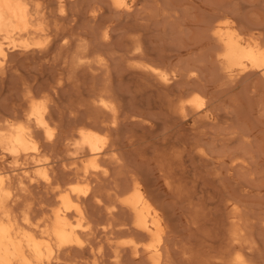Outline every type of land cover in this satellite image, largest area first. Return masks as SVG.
<instances>
[{"label":"rangeland","instance_id":"1","mask_svg":"<svg viewBox=\"0 0 264 264\" xmlns=\"http://www.w3.org/2000/svg\"><path fill=\"white\" fill-rule=\"evenodd\" d=\"M42 1L50 6V11L57 7V0ZM52 1L56 6L52 7ZM108 1L64 0L70 19L59 25L61 28L67 26L64 27L71 35L67 34V37L72 48L84 46V43L88 51L84 59L87 57L89 65H85L81 73L74 75L71 71H60L68 54L56 49L59 43L54 45L52 37V43H48V39L51 41L49 36L46 41H43L45 37H39L43 45H31L33 57H19L21 47L9 52L12 55H8V67H5L6 75L3 76L7 83L0 82V122L2 119V124L14 120L13 123L19 121L15 124L18 125L22 119L24 123L22 115H26L33 104H40L41 111H46L50 122L55 121V124L51 126L53 139L47 138L43 132L50 141L36 130L40 137L37 140L35 135L39 149L42 145V156L37 157V161L42 159L43 164L35 160L31 166L26 163L29 159L25 161L24 158L19 161L21 164H16L9 154L5 153L6 157L1 152L4 150L0 147V155L5 157L0 162L1 167L8 175V183H12H9L11 188L7 183L12 195L9 194L10 199L3 197L4 200L8 198L9 206L4 203L7 210L3 208L2 215L5 218L7 213L4 212L10 209L8 215L14 217H7L16 220L17 227L20 222V228L28 229L26 223H31L30 220L32 225L28 224L31 225L29 228H35L38 222V226L45 225L50 214L61 208L60 196L72 188L71 194L77 191L76 195L73 194L75 197L72 195L73 200L77 199L76 203L85 210V220H71L83 242L79 239V244L59 247L52 241L56 250L50 264H236L235 261L237 264H264V82L260 86L262 79L259 75L247 78L248 72L239 74L235 80H228L219 68L216 59L219 47L210 30L214 23L220 26L231 23L238 32L258 36L264 43V0H123L130 8L119 9L111 8ZM76 35L82 38L79 44L76 43L79 46L75 45L78 42ZM18 39L16 44H22ZM23 42L33 43L30 39ZM45 45H49L46 49L51 52L43 56L40 51L45 50L42 49ZM37 48L39 55L36 54ZM93 48H97L96 52L91 50ZM89 66L96 72H89ZM148 68L163 70L162 73L172 79H169L168 88L147 75L145 69ZM63 77L66 81L73 77L78 80L73 78L67 83ZM27 80L29 84L25 85ZM55 80L60 81V86L54 83ZM29 81L33 82L30 84ZM91 83L96 87L93 88ZM106 83L110 89H106L107 93L102 89L103 92L112 94L114 89L116 95L113 92L108 96L102 92V99H97ZM103 95L106 101H103ZM194 96L200 98L199 107L189 104V99ZM95 98L100 100L103 110L106 108L107 111L108 106L115 109L104 112L98 102L93 101ZM182 99L185 104L188 101L186 117L179 109ZM47 112L53 116L51 119ZM80 129H91L101 136L99 146L102 145L103 151L100 150L102 155H97L96 160L100 161L96 164V160L93 164L89 161L91 157L94 159L89 151L85 155L88 148L85 150L83 143H79L82 138L78 141L82 137ZM78 144H81L80 151L84 148V153L77 150ZM45 164L46 177L52 179L49 180L52 186L44 182L45 176H40L43 173L35 175L36 181L25 176V169L34 173L39 165ZM19 166L26 167H21V171ZM135 185L149 200L151 213L156 210L153 215L158 214L161 219L163 230L158 238L142 234L135 226L134 212L124 205ZM230 236L236 239L241 236V243L237 246L235 242L238 240H231Z\"/></svg>","mask_w":264,"mask_h":264},{"label":"bare ground","instance_id":"2","mask_svg":"<svg viewBox=\"0 0 264 264\" xmlns=\"http://www.w3.org/2000/svg\"><path fill=\"white\" fill-rule=\"evenodd\" d=\"M42 0H0V75H1V79H0V82H2L1 84H3L4 82V75H6L5 73V67H8L6 65H8L7 63V60H8V57L11 56L9 55V52L10 50H16V48H19L20 47L22 49V51L19 50V53H18V56H22L23 58L25 59H28V57L32 54H34L32 52V48H31V45L33 46H39L40 44L43 45V42L40 43L39 42V37H45L43 39V41H46V38L48 39V36L51 38H53V44L55 45L59 43V45L56 47V49H58L61 53H67L66 55L68 56V59L67 60H63L62 59V62L64 61V66H62L60 68V71L63 73V72H67V71H71L72 74L76 75L78 72L80 71H84V69L86 68L88 64V59L87 57L84 59V57L87 55L88 51H87V47H84L86 46L84 43L83 45L84 46H81V47H84V48H81V47H73V45H70V40L68 39L67 37V34L65 29L66 27H63L61 28V26L59 25V23H61L62 21H66L68 19H70L69 17H67V14H66V4L64 2V0H57V7H54L56 9H52L51 11L48 10L50 8L46 6L45 2H41ZM85 0H83L84 2ZM110 1V4H111V8H115V9H119V8H130L128 5L125 4V2L123 0H109ZM109 1L107 3H109ZM55 2V1H54ZM88 2V1H86ZM175 2V1H174ZM53 3V1L51 2ZM71 3V2H70ZM69 3V4H70ZM75 3V2H74ZM74 3H71V4H74ZM98 3V2H96ZM102 3V2H101ZM68 4V5H69ZM53 5H55V3L52 4V7ZM85 5H88V4H85ZM56 6V5H55ZM91 6V5H90ZM96 5H94L95 7ZM105 6V5H104ZM89 7V6H88ZM97 8V6H96ZM95 8V9H96ZM102 8V7H101ZM133 8V7H131ZM98 9H99V6H98ZM114 9V10H115ZM124 10V9H123ZM90 11H91V8H90ZM94 11V10H93ZM117 11V10H115ZM225 11V10H224ZM118 12V11H117ZM103 13V12H101ZM75 14V13H73ZM134 14V13H133ZM144 14V13H143ZM72 15V14H71ZM78 15V14H77ZM91 15V14H90ZM89 15V16H90ZM98 15V14H97ZM115 15V14H114ZM219 15V14H218ZM119 16V15H118ZM232 16V15H231ZM74 17V16H73ZM77 17V16H75ZM93 17V16H92ZM101 17V16H100ZM140 17V16H138ZM221 18V17H220ZM72 19V18H71ZM75 20V18H73ZM180 19V18H179ZM218 20V19H217ZM234 20V19H233ZM138 21V20H137ZM179 22V21H178ZM206 22V21H205ZM215 22V20H214ZM217 22V21H216ZM63 23V22H62ZM65 23V22H64ZM67 23V21H66ZM102 23V22H101ZM101 23H98L99 25ZM97 24V26H98ZM149 24V23H148ZM216 23H214V25H212L210 27V30L212 31V36L214 41L216 40L217 42V46L219 47V50H218V57L216 55V59L218 60L219 64H220V67L221 70L224 72L223 75H225L227 77L228 80H235V78H237V76H240L239 74L241 73H249V76L247 75V78H251L250 76H255V75H259V77L262 79V81H260V86L262 85L263 86V83L261 82H264V43H263V40H260L259 38H257L255 35H249L247 33L248 36H254V37H248L246 35V33H242L241 32H238L235 28H234V24L231 25L230 24H221L220 25H215ZM52 25H54V28H52ZM60 26V27H59ZM69 26V25H68ZM81 27V26H80ZM102 27V25H101ZM237 27V26H236ZM240 27V26H239ZM72 28V27H71ZM104 28V27H103ZM113 28V27H112ZM75 29V28H74ZM106 29V28H105ZM260 29V28H259ZM67 30V29H66ZM100 30V29H99ZM98 30V31H99ZM104 30V29H103ZM71 31V29H70ZM76 30H73V32H75ZM102 32V31H100ZM150 32V31H149ZM251 32V31H249ZM71 33V32H70ZM76 33H79V32H76ZM91 33V32H90ZM104 33V32H103ZM108 33V32H107ZM73 34V33H72ZM83 34V33H82ZM98 34V32H97ZM246 36H245V35ZM69 35V34H68ZM74 35V34H73ZM81 35V33H80ZM132 35V34H131ZM261 35V34H260ZM264 35V34H263ZM71 36V35H69ZM78 37L77 41L78 42H75V45L79 46V39L81 40L82 38H80V36H77ZM85 36H83L84 38ZM100 37V36H98ZM106 37V35H105ZM256 37V38H255ZM264 37V36H263ZM19 38V39H18ZM52 38L50 39L51 41L49 42V39L47 40L48 43H52ZM86 38V37H85ZM84 38V40H85ZM104 38V37H103ZM262 38V37H261ZM17 39L18 41L19 40H22L20 41V43L22 44H16L17 42ZM31 40L33 41V43L31 42V44H29L28 41L27 43L26 42H23L25 40ZM41 39V40H42ZM70 39H73L72 37ZM100 39V38H99ZM101 39H102V36H101ZM263 39V38H262ZM137 40V39H135ZM133 40V41H135ZM139 40V39H138ZM137 40V41H138ZM74 41V39L72 40ZM76 41V40H75ZM83 41V40H82ZM89 41V40H88ZM140 41V40H139ZM81 42V41H80ZM136 42V41H135ZM142 42V40H141ZM202 42V41H201ZM47 43V44H48ZM78 43V44H76ZM153 43V42H152ZM87 44V43H86ZM91 44V43H90ZM106 44V43H105ZM142 44V43H141ZM148 44V43H147ZM41 45V46H42ZM50 45V44H49ZM49 45H45L43 46L44 48L42 49H45L43 51H40L43 53V56L45 55H49L51 50L50 49H46L47 46ZM82 45V44H81ZM92 45V44H91ZM99 44H97L96 46H98ZM117 45V44H116ZM215 45V44H214ZM88 46V45H87ZM93 46V45H92ZM53 47V46H52ZM51 47V49H52ZM90 48V46H88ZM217 47V48H218ZM36 48V47H34ZM54 48V47H53ZM86 48V49H85ZM88 48V50H89ZM101 48V47H100ZM120 48V47H119ZM138 48V47H137ZM151 48V47H150ZM131 49V48H130ZM129 49V50H130ZM134 49V48H133ZM39 48H37V51H36V54L39 53ZM41 50V48H40ZM91 50H94L91 49ZM97 50V48H96ZM96 50H94L96 52ZM34 51V50H33ZM56 51V50H55ZM122 51V50H121ZM136 51V50H135ZM142 51V50H141ZM156 51V50H154ZM38 52V53H37ZM90 52V50H89ZM98 52V51H97ZM102 52V51H100ZM132 52V51H131ZM138 52V51H137ZM140 52V51H139ZM11 53V52H10ZM92 52H90L91 54ZM99 53V52H98ZM134 53V52H133ZM142 52H140L141 54ZM41 54V53H40ZM54 54V52H53ZM65 54L62 56L64 57ZM89 54V55H90ZM96 54V53H95ZM129 54V52H128ZM139 54V53H138ZM9 55V56H8ZM31 55V56H32ZM39 55V54H38ZM37 55V56H38ZM42 55V54H41ZM56 55H59L60 57V54H58V52H56ZM98 56V55H97ZM205 56V55H204ZM33 57V56H32ZM36 57V56H34ZM57 57V56H55ZM58 57V58H59ZM53 58V57H52ZM67 58V57H66ZM88 58H90V56H88ZM30 59V58H29ZM37 59V58H36ZM35 59V60H36ZM57 58H53V60ZM61 59V57H60ZM59 59V60H60ZM65 59V57H64ZM83 59L87 62L84 63ZM87 59V60H86ZM91 59V58H90ZM21 60V59H20ZM42 60H45L44 58ZM97 60H100V59H96ZM128 60V59H126ZM26 61V60H25ZM90 61V60H89ZM129 61V60H128ZM137 61V60H136ZM54 62V61H53ZM61 62V63H62ZM92 62V61H91ZM112 62V61H111ZM180 62V61H179ZM217 62V61H216ZM93 63V62H92ZM101 63V62H100ZM127 63V62H126ZM132 63V62H131ZM19 64V63H18ZM62 64V65H63ZM86 65V66H85ZM91 65V63H90ZM111 65V64H110ZM129 65V63H128ZM97 66V65H96ZM139 66V65H138ZM147 66V65H146ZM145 66V68H146ZM94 67V65H93ZM136 67V66H135ZM141 67V66H140ZM149 67V66H148ZM154 67V66H153ZM12 68V67H11ZM88 68V67H87ZM132 68V67H131ZM183 68V67H182ZM26 69V68H25ZM89 69H91L89 72H93L95 70H93V68H90L89 66ZM88 69V70H89ZM116 69V68H115ZM129 69V68H128ZM127 69V70H128ZM146 72H147V75L150 74L151 76H153L156 80L160 81L164 88H168V84L170 85L172 79L171 78H167L165 74H163V70H158V69H145ZM7 71V70H6ZM168 71V70H167ZM13 72V71H12ZM96 72V71H95ZM94 72V74H96ZM112 72V71H111ZM14 73H16L14 71ZM40 73V72H39ZM58 73V71H57ZM81 73V72H80ZM145 73V71H144ZM165 73V72H164ZM61 74V73H60ZM58 74V75H60ZM63 75V74H62ZM62 75L61 77H59L58 79L61 81V78H62ZM65 75V74H64ZM73 75V76H74ZM79 75V74H78ZM149 75V76H150ZM168 77H169V74H167ZM23 76V75H22ZM81 76V75H80ZM91 76L93 77V73H91ZM97 76V75H96ZM102 76V75H101ZM123 76V75H122ZM45 77V76H44ZM76 77V76H75ZM75 77H73L75 79ZM84 77V76H83ZM89 77V76H88ZM193 77V76H192ZM66 81V78L63 77ZM68 78V77H67ZM67 79L70 81L74 80V79ZM95 78V76H94ZM112 78V77H111ZM124 78V77H123ZM220 78V77H219ZM56 79V78H54ZM102 79V78H101ZM109 79V77H108ZM171 79V80H169ZM195 79V78H194ZM226 79V78H225ZM250 79V80H251ZM78 80L77 78L75 79V81ZM94 80V79H93ZM107 80V78H106ZM227 80V81H228ZM244 80V79H243ZM249 80V79H248ZM36 80H34L35 82ZM60 81H56L54 83L58 84ZM63 81V79H62ZM69 81H66L67 83ZM193 81V80H192ZM196 81V80H195ZM247 81V80H246ZM6 82V81H5ZM4 82V83H5ZM25 85L29 84L27 83V81H25ZM30 82V81H29ZM33 82V81H31ZM30 82V84H31ZM38 82V81H37ZM36 82V83H37ZM52 82V83H53ZM74 82V81H73ZM103 82V81H102ZM159 82V83H160ZM250 82V81H249ZM247 82V83H249ZM254 82V80H253ZM7 83V82H6ZM62 83V82H61ZM75 83V82H74ZM73 83V84H74ZM219 83V82H218ZM236 83V82H235ZM246 83V82H245ZM251 83V82H250ZM23 84V82H22ZM35 84V83H34ZM42 84V83H41ZM77 84V83H75ZM93 84V83H91ZM95 84V83H94ZM93 84V85H94ZM37 85V84H35ZM59 85V84H58ZM92 85V86H93ZM100 85V84H99ZM112 85V84H111ZM110 85V86H111ZM257 85V84H256ZM22 86V85H21ZM24 86V85H23ZM60 86V85H59ZM78 86V84L76 85ZM91 86V88H92ZM104 86V84H103ZM101 86V87H103ZM25 87V86H24ZM96 85H94L93 88H95ZM36 88V86H35ZM38 88V87H37ZM44 88V87H43ZM34 89V88H33ZM74 89V88H73ZM106 92V89H110L109 86H107V83L106 85L101 88V95L97 96V99L98 97H101L102 96V92L103 90ZM29 90V89H28ZM167 90V89H166ZM25 91H27L25 89ZM42 91H45V90H42ZM96 91V90H95ZM97 91H99V89L97 88ZM99 91V92H100ZM116 91V90H115ZM114 89H113V92L115 93ZM175 91V90H174ZM32 91H30L31 93ZM105 92H103L105 95H112L111 92L110 94H106ZM109 92V91H108ZM117 92V91H116ZM33 93V92H32ZM43 93V92H42ZM27 94H29L27 92ZM199 94V93H198ZM39 95V94H38ZM42 95V94H41ZM76 95V94H75ZM88 95V94H86ZM116 95V93H115ZM184 95V94H183ZM45 96V94L43 95ZM114 96V95H113ZM168 96V95H167ZM201 96V95H200ZM29 97V95L27 96V98ZM46 97V96H45ZM85 97V96H84ZM103 101L105 100L106 101V96L103 95ZM202 97V96H201ZM261 97V96H260ZM42 99V98H41ZM45 99V98H44ZM75 99V98H74ZM97 99L95 98V100H93L94 102H98L100 100L97 101ZM102 99V97H101ZM109 99V98H108ZM28 100V99H27ZM33 100V99H32ZM37 100V99H36ZM108 101V100H107ZM163 101V100H162ZM183 102H181V106L179 107L180 109V113L186 117V115H188V113H186L188 110L187 105L184 103V99H182ZM35 102V101H34ZM83 102V101H82ZM28 103V102H27ZM109 104V102H107ZM111 103V102H110ZM200 103V98L198 96H194L192 97L191 99H189V104L191 106H194V107H199ZM31 104V103H30ZM99 104V102H98ZM95 105V106H99V105ZM201 104V103H200ZM203 104V103H202ZM29 105V104H28ZM32 105V104H31ZM40 105V104H39ZM39 105H34L31 107L28 108L30 109L28 113H26V115H22L24 116V123H22V119L20 120V124L18 125H15L17 124V122L19 121H15L16 123H13V121H11V123L9 122H6V123H1L0 122V147L4 150V151H1V152H4L9 154L10 157L13 158V160L15 161L16 164L20 163L19 161L23 158L24 160L26 159H29L32 158L34 160L31 159L30 162H28L29 160H27L26 163H32V161L35 162V160L37 161V157H40L42 156L41 153H40V149L42 148V145L41 148L39 149L38 147V143L36 142V139H35V135H37L36 133V130L38 133H41L40 136H42V134H46L47 138H51L52 137V131H51V126H53L55 124V121H51L48 119V116H46V111L45 113L41 111V108H39ZM103 105V104H102ZM106 105V104H105ZM110 105V104H109ZM117 105V104H116ZM165 105V104H164ZM44 105H42L43 107ZM82 106V105H81ZM94 106V107H95ZM101 106V105H100ZM115 106V105H114ZM45 107V106H44ZM96 107V108H97ZM104 107V106H103ZM102 109V106L99 107ZM109 108V109H108ZM44 108H42L43 110ZM63 109V108H62ZM98 109V108H97ZM107 111H109L110 113V110L113 112L112 109H110V106L107 107ZM202 109V108H201ZM106 110V108H105ZM103 110L104 112H107ZM87 111V110H86ZM91 111V110H90ZM190 111V110H189ZM26 112V111H25ZM170 112V111H169ZM207 112V111H206ZM24 113V112H23ZM108 113V112H107ZM197 113V112H196ZM48 114V112H47ZM6 115V114H5ZM21 115V114H20ZM48 115H51V114H48ZM105 115V114H104ZM192 115V114H191ZM208 115V113H207ZM182 116V118H183ZM199 117V115H197ZM18 117V116H17ZM50 117V116H49ZM53 116L51 115L50 119L52 118ZM93 117V116H92ZM103 117V116H102ZM1 118V117H0ZM55 118V117H54ZM93 119V118H92ZM7 120V119H6ZM101 120V119H100ZM22 121V122H21ZM80 121V120H79ZM93 121V120H92ZM99 121V120H97ZM205 121V120H204ZM5 122V121H3ZM100 123V122H99ZM83 124V123H82ZM72 126V125H71ZM82 127V126H81ZM79 127V128H81ZM87 127V126H86ZM85 126H83L82 128H86ZM54 128V127H53ZM64 128V127H63ZM78 128V129H79ZM82 130V129H80ZM79 130V132H80ZM196 131V130H195ZM44 132V133H43ZM56 133V132H54ZM66 133V132H65ZM198 133V132H197ZM196 133V134H197ZM44 134V136H45ZM67 134V133H66ZM79 133H77V137H80L78 135ZM102 134V133H101ZM56 135V134H53V136ZM80 135H82V137L78 138V141L81 139V141H79V143H83L82 145L85 146V150L86 148H88V150L85 152V150H83L84 146L82 147V151H80L79 149L80 148V145L77 146V150L81 152H85V155L86 154H89V152L92 154L90 156H94V159H92L91 157V160L89 161H92V164H93V161H95L98 157L97 155L100 154V150H102L103 148L101 146H99L100 143V137L98 136L97 132H93L90 130H82V132L80 133ZM43 136V137H44ZM46 136L44 137L46 139ZM66 137V136H65ZM189 137V136H188ZM206 137V136H205ZM38 138L37 140H39V136L37 135ZM54 137H52L53 139ZM62 138V137H60ZM59 138V139H60ZM51 139V140H52ZM177 139V138H176ZM48 141H50L49 139H46ZM103 140V139H102ZM40 142V141H38ZM44 142V140H43ZM53 142V140H52ZM76 142V141H75ZM102 142V141H101ZM104 142V141H103ZM163 142V141H162ZM61 143V142H60ZM78 143V142H77ZM76 143V145H77ZM41 144V143H40ZM50 144V143H49ZM57 144V143H56ZM168 144V143H167ZM105 145V143H103V146ZM157 145V144H156ZM171 145V144H170ZM107 146V145H105ZM109 146V145H108ZM113 146V145H112ZM69 147V146H68ZM79 147V148H78ZM190 147V146H189ZM74 148V147H73ZM105 148V147H104ZM173 148V147H171ZM106 149V148H105ZM104 149V150H105ZM109 149V148H108ZM173 150V149H172ZM176 150V149H175ZM193 150V149H192ZM78 151V152H79ZM89 151V152H88ZM103 151V150H102ZM106 151V150H105ZM104 151V152H105ZM108 151V150H107ZM106 151V152H107ZM196 151V150H195ZM0 152V153H1ZM77 152V153H78ZM105 152V154H107ZM112 152V151H111ZM43 153H45V151H43ZM178 153V152H177ZM4 154L2 156H4ZM79 154V153H78ZM103 154V155H105ZM39 155V156H38ZM76 155V154H75ZM83 155V154H81ZM116 155V154H115ZM205 155V154H204ZM0 155V162H2V158L5 159V157H2ZM6 156V154H5ZM45 156V155H44ZM48 156V155H47ZM79 156V155H78ZM89 156V157H90ZM8 157V156H6ZM100 157V156H99ZM110 157V156H109ZM41 158V157H40ZM44 159V158H43ZM50 159V157H49ZM102 159V157H101ZM25 160V161H26ZM42 160V159H41ZM41 160H39L41 162ZM47 160V159H46ZM110 160V159H109ZM39 161H37L38 163H40ZM88 161V162H89ZM98 161H100L98 159ZM98 161L96 160L95 161V164L98 163ZM6 162V161H4ZM3 162V163H4ZM23 162V161H21ZM33 162V164H34ZM36 162V163H37ZM45 161H43L44 163ZM106 162V161H105ZM24 163V162H23ZM25 163V164H26ZM35 163V164H36ZM37 163V164H38ZM42 162L40 164H43ZM49 163V162H48ZM48 163L46 162V164L48 165ZM76 163V162H75ZM91 162L88 163V165L90 164ZM103 163V162H102ZM21 164V163H20ZM36 164V165H37ZM46 164L42 166V168H39L41 167L39 165L38 169L36 170V172L32 173V171H28V169H25L24 172H26L25 176L27 175L28 176V179H32L34 181H36L37 177L35 178V175H39L41 173H43L42 175L40 176H43L45 178V183H48L49 184V179L48 177H46ZM78 164V163H76ZM108 164V163H107ZM1 163H0V264H50V260H52L53 256V252H54V249L56 250V247L53 248L52 246V241L56 242L58 244L59 247H66V246H72V244H79L80 241V237L81 234H80V237L78 238L79 234H78V231H77V227L72 223L73 221V218H77L78 220H85V217L83 219V216H84V213L83 211H85L83 208L81 209V207L79 206L78 203H76L77 199H75L76 201L73 200V196L75 197L77 191H75V195H73L74 193L71 194V190L72 188L68 191L66 194H64L65 192L64 191H61V192H64L62 196H60L59 198V202H60V207H58V209L56 210L55 209V212L52 214H50V218H47L48 216H46L45 218H47V221H50L48 224L47 221H45V225H40L37 226L34 228H29L31 227L32 225V221L30 220L31 223H26V225L28 226V229L26 227L24 228H20L19 226L21 224H19L17 222V224L19 225L18 227L16 226V220L12 221L10 220L9 218L13 219L12 217L14 216H11L10 217V214L8 215V213L10 212V209H9V212H4L7 213L5 214V218H8L7 216H9L8 219H5L4 216L2 215V212L1 210L3 208H5L8 202V198H9V194L12 195V191L10 193V190L11 189H8V187L10 186L9 182V179H8V175L6 173H4V169H2L1 167ZM28 165V164H26ZM35 165V168L37 167ZM75 165V164H74ZM83 165V164H82ZM91 165V164H90ZM6 166V164H4V167ZM18 167V165H16ZM15 166V167H16ZM32 166V164H31ZM50 166V164H49ZM94 166V165H93ZM97 166V165H96ZM181 166V165H180ZM3 167V168H4ZM20 167V166H19ZM22 168L24 166H21ZM21 167H20V170H21ZM26 167V166H25ZM24 167V168H25ZM29 167V166H28ZM48 167V166H47ZM88 167V166H87ZM98 167V166H97ZM95 167V168H97ZM100 167V165H99ZM102 167V166H101ZM100 167V168H101ZM110 167V166H109ZM50 167H48L47 170H50L49 169ZM79 168V167H78ZM77 168V169H78ZM94 168V167H93ZM99 168V169H100ZM7 169V168H6ZM17 168H14V170H16ZM32 169V167H31ZM52 169V168H51ZM84 169V168H83ZM88 169V168H87ZM3 170V171H2ZM13 170V169H11ZM30 170V168H29ZM79 170V169H78ZM7 171V170H6ZM22 171V170H21ZM53 171V170H52ZM58 171V170H57ZM97 171V170H96ZM15 172V171H14ZM19 172V170L17 171ZM84 172V170H83ZM16 173V172H15ZM56 173V172H55ZM80 173V172H79ZM21 174V173H20ZM18 174V176L20 175ZM51 174V173H50ZM77 174V173H75ZM84 175L86 174L85 172L83 173ZM82 174V175H83ZM81 175V174H80ZM79 175V176H80ZM103 175V174H102ZM22 176L24 177V174H22ZM21 176V177H22ZM26 176V177H27ZM48 176H49V173H48ZM42 177V179H43ZM68 177V176H67ZM82 177V176H81ZM25 178V177H24ZM35 178V179H34ZM41 178V177H40ZM61 178V177H60ZM20 179V178H19ZM17 180V179H15ZM41 180V179H40ZM52 180V179H51ZM12 181V180H11ZM19 181V180H18ZM17 181V182H18ZM22 181V180H21ZM27 181V180H26ZM23 182V181H22ZM21 182V183H22ZM99 182V181H98ZM97 182V183H98ZM7 183L9 184V186L7 187ZM16 183V182H15ZM14 183V184H15ZM25 183V182H23ZM34 183V182H33ZM40 183V182H39ZM60 183V182H59ZM78 183V182H77ZM12 184V183H11ZM27 185V184H25ZM50 185V184H49ZM53 184H51L50 186H52ZM14 186V185H13ZM23 186V185H22ZM37 186V185H36ZM74 186V185H73ZM77 188H78V185H76ZM136 186V185H135ZM138 186V185H137ZM136 186V187H137ZM24 187V186H23ZM79 187H81L79 185ZM130 187V186H129ZM134 187V186H132ZM135 188V190H133L132 194L129 196H127V198L124 200V205L127 206V208L129 207V209L131 211L134 212V220H135V226L138 230L142 231V234H148V236H152V237H156L158 238V236L160 235V231L163 230L161 229V223H160V220L158 218V214L156 215H153L155 214L154 212V209L152 210L153 213H151V207L150 205L148 204L147 200H146V197H144V195L142 194V192L140 191V188L138 189V187ZM11 188V186H10ZM37 188V187H36ZM65 188V187H64ZM82 188V187H81ZM103 188V187H102ZM80 189V188H79ZM14 190V189H13ZM25 190V189H24ZM97 190V189H96ZM32 191V190H31ZM60 191V190H59ZM81 191V190H80ZM99 191V190H98ZM105 191V190H104ZM16 192V191H15ZM60 192V194H61ZM80 193V192H79ZM82 193V192H81ZM83 194L85 195V191H83ZM14 195V194H13ZM17 195V194H16ZM49 195V194H48ZM73 195V196H72ZM80 195V194H79ZM79 195H77L78 199H79ZM96 195V194H95ZM4 196H7L8 198L4 200ZM81 196V195H80ZM152 196V195H151ZM4 197V198H3ZM3 198V199H2ZM82 198V197H80ZM2 199V200H1ZM10 199V198H9ZM234 199V198H233ZM4 200V201H3ZM7 200V202H6ZM14 200V199H13ZM82 200V199H81ZM91 200V199H90ZM2 201H3V204H2ZM79 201V200H78ZM117 201V200H116ZM149 201V200H148ZM16 202V201H15ZM83 202V200H82ZM81 202V203H82ZM151 202V201H150ZM149 202V203H150ZM4 203H6V205H4ZM46 203V202H45ZM123 203V202H122ZM10 204V203H9ZM12 204V203H11ZM109 204V203H108ZM4 205V207H3ZM9 206V205H8ZM59 206V204H58ZM82 206V205H81ZM84 206V205H83ZM110 206V205H109ZM112 206V205H111ZM9 208V207H8ZM27 208V207H26ZM232 208V207H231ZM229 208V209H231ZM86 209V208H85ZM123 209V208H122ZM5 210H7L5 208ZM13 210V209H11ZM125 210V209H124ZM14 211V210H13ZM36 212V211H35ZM48 212V211H47ZM49 212V213H50ZM13 213V212H12ZM86 214V213H85ZM2 215V216H1ZM12 215V214H11ZM16 215H18L16 213ZM38 215V214H37ZM48 215V214H47ZM124 215V214H123ZM153 215V216H152ZM237 215V214H236ZM242 215V214H241ZM245 215V214H244ZM23 216V215H22ZM28 216V214H27ZM115 216V214H114ZM229 216V214H228ZM30 217V216H29ZM29 217H27L28 219H30ZM20 218V217H19ZM24 218V217H23ZM27 218L25 219L26 221ZM17 219V218H16ZM33 219V218H32ZM35 219V218H34ZM40 219V218H39ZM132 219V218H131ZM20 219H18L19 221ZM36 220V219H35ZM46 220V219H45ZM72 220V221H71ZM234 220V219H233ZM239 221V220H238ZM15 222V223H14ZM74 222V221H73ZM243 222V221H242ZM81 223V222H80ZM230 223V222H229ZM237 223V222H236ZM244 223V222H243ZM28 224H31L30 226ZM35 224V223H33ZM131 224V223H130ZM25 225V224H24ZM25 225V226H26ZM78 225V224H77ZM23 226V224H22ZM21 226V227H22ZM82 226V225H81ZM107 226V225H106ZM83 227V226H82ZM130 227V226H129ZM243 227V226H241ZM225 228V227H224ZM238 228V227H237ZM247 228V227H246ZM84 229V228H83ZM87 230V229H86ZM228 230V229H227ZM236 230V229H235ZM251 230V229H250ZM84 231V230H82ZM132 231V230H131ZM247 231V230H246ZM87 232V231H86ZM84 233V232H82ZM137 233V232H136ZM231 233V232H230ZM85 234V233H84ZM234 234V233H233ZM86 235V234H85ZM235 235V234H234ZM231 237V240L234 238L235 240H238V242H235V244H237L238 246V243H241L239 240V238H241V236H237L238 239H236L235 236H230ZM83 238V237H82ZM244 238V237H243ZM155 239V238H154ZM82 241V239H80ZM149 240V239H148ZM156 240V239H155ZM83 242V241H82ZM116 242V241H115ZM233 242V241H232ZM234 243V242H233ZM232 243V244H233ZM137 244V243H136ZM163 245V244H162ZM230 245V244H229ZM160 246V245H159ZM236 246V245H235ZM240 246V244H239ZM233 247H234V244H233ZM235 248V247H234ZM238 248V247H237ZM81 249V248H80ZM162 249V248H161ZM164 249V247H163ZM240 249V248H239ZM131 250V249H130ZM235 250V249H234ZM101 251V250H100ZM144 251V250H142ZM155 251V250H154ZM162 251V250H161ZM239 252H241L240 250H238ZM56 252V251H55ZM75 252V251H74ZM138 252V251H137ZM146 252V251H145ZM237 252V251H236ZM238 252V253H239ZM234 253V252H233ZM74 254V253H73ZM156 255V254H155ZM234 255V254H233ZM232 255V257H233ZM240 255L242 256V253H240ZM52 256V257H51ZM230 256V255H229ZM152 257V255H151ZM236 257H240V256H237L236 254ZM52 258V259H51ZM157 258V257H156ZM234 258V257H233ZM116 259V257H115ZM142 259V258H141ZM229 259V258H228ZM237 259V258H236ZM243 259V258H242ZM230 260V259H229ZM228 260V261H229ZM245 260V259H244ZM94 261V260H93ZM234 261V260H233ZM238 262V261H237ZM237 262L235 261L234 263L237 264ZM79 263V262H78ZM97 263V262H96ZM151 263V262H150ZM161 263V262H160ZM92 264V263H91ZM159 264V263H158ZM228 264V263H227ZM231 264V262L229 263Z\"/></svg>","mask_w":264,"mask_h":264}]
</instances>
